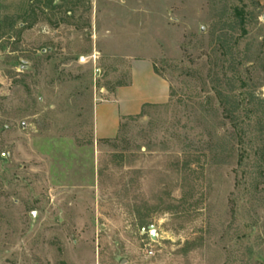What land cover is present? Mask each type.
Wrapping results in <instances>:
<instances>
[{"label": "rangeland", "instance_id": "rangeland-1", "mask_svg": "<svg viewBox=\"0 0 264 264\" xmlns=\"http://www.w3.org/2000/svg\"><path fill=\"white\" fill-rule=\"evenodd\" d=\"M0 264H264V0H0Z\"/></svg>", "mask_w": 264, "mask_h": 264}, {"label": "crops", "instance_id": "crops-1", "mask_svg": "<svg viewBox=\"0 0 264 264\" xmlns=\"http://www.w3.org/2000/svg\"><path fill=\"white\" fill-rule=\"evenodd\" d=\"M169 88L168 81L155 72L150 61L135 62L131 83L118 87L112 98L97 106L94 112L96 138L115 137L124 117L140 113L146 103L167 98Z\"/></svg>", "mask_w": 264, "mask_h": 264}, {"label": "water", "instance_id": "water-1", "mask_svg": "<svg viewBox=\"0 0 264 264\" xmlns=\"http://www.w3.org/2000/svg\"><path fill=\"white\" fill-rule=\"evenodd\" d=\"M148 229L150 230L151 238L156 239L157 238V230H156L155 226L154 225H149Z\"/></svg>", "mask_w": 264, "mask_h": 264}, {"label": "trees", "instance_id": "trees-1", "mask_svg": "<svg viewBox=\"0 0 264 264\" xmlns=\"http://www.w3.org/2000/svg\"><path fill=\"white\" fill-rule=\"evenodd\" d=\"M236 11H237V10H236ZM238 11H239V10H238ZM238 13H239V12H238ZM240 21H241L242 23H244V18L241 17V16H240ZM2 29H3V28H2ZM1 34H2V36H4L5 33L2 31Z\"/></svg>", "mask_w": 264, "mask_h": 264}]
</instances>
